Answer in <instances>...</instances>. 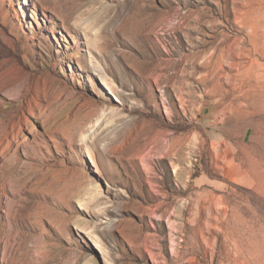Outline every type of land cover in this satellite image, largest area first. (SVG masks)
Wrapping results in <instances>:
<instances>
[{"label": "rangeland", "instance_id": "1", "mask_svg": "<svg viewBox=\"0 0 264 264\" xmlns=\"http://www.w3.org/2000/svg\"><path fill=\"white\" fill-rule=\"evenodd\" d=\"M261 2L0 0V264H264ZM148 4L190 20L143 38Z\"/></svg>", "mask_w": 264, "mask_h": 264}, {"label": "bare ground", "instance_id": "2", "mask_svg": "<svg viewBox=\"0 0 264 264\" xmlns=\"http://www.w3.org/2000/svg\"><path fill=\"white\" fill-rule=\"evenodd\" d=\"M263 4L264 3H262V5ZM137 8L138 9L136 10V13H137V16H138L140 23H139V27L137 29V32H135V33H136V35L141 36L143 38L146 37L145 36L146 31L152 32V33H155L156 31H158L157 36H158L159 40L168 38V40L170 41V40H172V33L171 32L176 33L182 22L190 20V14L188 13V11L180 14L179 12H177L175 9H172V8L158 9V8H155L154 6H150L149 4L145 5V6H139ZM261 10L259 9L258 12ZM191 17H192V15H191ZM252 17H255V16H252ZM250 21H252V20H250ZM256 21L257 22L260 21V18H259V20H256ZM258 23H260V22H258ZM248 26H250V25H248ZM254 28H256V27H254ZM160 31H161V33H159ZM256 33H257V31H256ZM250 34L252 36L254 35L253 33H250ZM254 42H255V40H254ZM256 44H255V46H256ZM198 54H199V56H201L200 53H198ZM144 55H143V58L146 60L148 59L149 64L152 67V69L151 68L150 69L153 70L155 73H158V72L165 70L167 72L168 71H171V72L174 71L172 75H177V76H179V74L181 73V74H183L182 77L183 76H186V77L190 76L193 78V76L195 75L193 73V71H191V65L188 64L189 63L188 61L191 58V56H188V55L179 56L176 60H174V59L156 60L153 58L152 55H150V56H148V55L144 56ZM208 59L209 58H207V60L203 61L204 63L203 64L201 63V65L198 63L200 66L199 68H202L203 70L209 69L208 68L209 67ZM237 61H238V67H240L242 65L240 57L237 58ZM260 70L261 69L256 68L254 65L253 67H250L247 71H245L246 74H244L243 72H239L237 77L235 78L236 81H240L242 86H244L246 88V91H245L246 94L242 96L241 100H245L248 102V105H249L248 108L251 109L253 113H257L259 110H261V108H264V72L263 71L261 72ZM208 76H209L208 74L203 75L198 80H195V81H198L201 88L204 89L207 93L210 92V91H208V86L210 84H212L211 87H212L213 91L215 93H217L216 90L218 88H220L222 85L220 79H218V77L216 78V76H215L214 80H210L212 78L211 72H210L211 78H208ZM259 89L261 91L260 93H258ZM208 96L211 97L212 95L208 94ZM236 101H238V100H236ZM236 107L241 108L238 104H235V108ZM234 130H236V129H234ZM225 132L228 134L227 131H225ZM172 151H173V149L169 148L168 154H170ZM259 168H260V165L258 163H256V160L249 159L247 161L246 175H244L242 178L246 179L250 183H253L254 181L258 182L259 187L264 190V172H262Z\"/></svg>", "mask_w": 264, "mask_h": 264}]
</instances>
